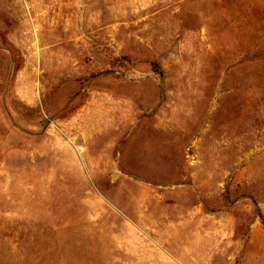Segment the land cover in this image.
<instances>
[{
  "label": "rangeland",
  "instance_id": "obj_1",
  "mask_svg": "<svg viewBox=\"0 0 264 264\" xmlns=\"http://www.w3.org/2000/svg\"><path fill=\"white\" fill-rule=\"evenodd\" d=\"M0 264H264V0H0Z\"/></svg>",
  "mask_w": 264,
  "mask_h": 264
},
{
  "label": "bare ground",
  "instance_id": "obj_2",
  "mask_svg": "<svg viewBox=\"0 0 264 264\" xmlns=\"http://www.w3.org/2000/svg\"><path fill=\"white\" fill-rule=\"evenodd\" d=\"M18 5V4H17ZM17 17V16H16ZM29 21V20H28ZM42 21V20H41ZM44 22V21H43ZM33 23V22H32ZM28 25V24H27ZM19 26V25H18ZM25 39V38H24ZM22 43V42H21ZM28 54V53H27ZM33 56V55H32ZM35 73V72H34ZM35 103V102H34ZM31 108V107H30ZM32 108H35L36 110L39 109L38 105L34 104ZM46 110V109H45ZM40 113V112H39ZM41 114V113H40ZM47 117V116H46ZM50 129V128H49ZM72 130V129H71ZM83 137V136H82ZM48 176V175H47ZM54 178V177H53ZM48 180V179H46ZM62 180V179H61ZM52 182V181H51ZM54 186V185H53ZM67 186V185H66ZM53 188V187H52ZM51 190V189H50ZM85 193V192H84ZM75 195V194H74ZM69 202V201H68ZM103 214V213H102Z\"/></svg>",
  "mask_w": 264,
  "mask_h": 264
}]
</instances>
